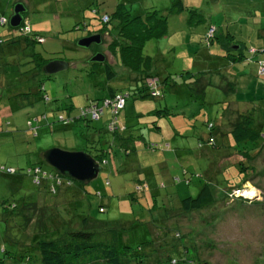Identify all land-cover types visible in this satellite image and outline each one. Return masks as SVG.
I'll return each mask as SVG.
<instances>
[{"label":"rangeland","instance_id":"obj_1","mask_svg":"<svg viewBox=\"0 0 264 264\" xmlns=\"http://www.w3.org/2000/svg\"><path fill=\"white\" fill-rule=\"evenodd\" d=\"M4 1L7 5L4 9L7 20L12 14L13 2L15 4L16 1L21 0H10V3ZM120 1L127 4V10L132 16L152 11L153 8H157L158 2L162 5L160 1L166 3L164 6L170 2V0L21 1L27 5H24L26 11L23 13V21H28L33 27H40L37 30L45 39L43 43L34 44V50L48 61L66 60L69 66L50 75L43 72L36 77L25 78L21 73L32 66L31 62H26L29 57L17 54L0 56V89L5 91V98L2 100L6 105L8 104L7 110H12V113L3 117L5 118L3 120L6 123L12 122L10 126H13L9 131L10 142L3 144L0 137V166L6 169L14 168L20 173L19 178L0 173V256L4 250V253L10 256L8 264H19L15 254L22 252L23 248L33 244L40 237L50 238L66 230L80 227L99 229L114 226L119 229V245H128L134 249L138 248V245L142 246L138 251L139 261H131L129 264H188L186 262L188 259L193 260L192 264H264V90H262L264 77L262 76L261 78L253 76L256 82L261 79V90L251 87L243 91L244 84L241 82L237 89L238 96L233 99L244 106H240L238 110L236 105H231L230 113L227 118L225 117L224 126L221 127L222 132L230 134L237 122L251 121L249 126L252 129L262 131L260 138L252 145L254 149L246 145L233 151V148L228 146L229 148L226 150L223 148L221 152L219 148L200 150L197 146L202 136L209 134L206 123L212 121L217 124L218 115L225 109L228 96L219 87L209 85L206 87L204 99L192 101L193 108L197 110L194 126L188 127L187 120L179 116L177 108L181 106L175 108H171L169 104L159 106L157 102L161 99L159 97H150L147 101L135 100L136 104L132 103V106L127 107V111L131 113L145 112L140 113L144 116H141L142 123L139 129L145 138V144L142 143L148 152L144 156L140 155V161L146 165L141 174L138 173L137 164L130 163L127 153L124 154L115 148L114 144L108 146L112 141L109 137L102 139L109 147L104 160L107 163L100 164L95 179L81 184L79 189L72 188L73 192L65 193L63 190L58 194L59 196L44 195L29 177L21 175L29 165L39 160L40 151L48 148L58 147L68 151H79L87 146L102 145L98 144V140L93 141L91 135L87 136L86 142L77 127L63 129L61 125H57L59 124L57 121H54L56 128L37 131L40 122L34 121L32 127L28 125V119H33L35 116L39 118L42 116L41 113L49 110L50 104L40 98L39 93L48 94L53 100L51 103L57 106L56 119L61 113L75 116L82 104L107 96V86L113 88L120 86L123 91L128 92L133 90L131 88L133 85H129L127 79L122 82L121 80L107 82L103 66L88 61L90 56L98 51L105 55L106 62L116 72L115 74L120 75L125 71L110 47L113 39L111 36L103 33L101 42L92 43L87 49L75 45L77 39L84 36L85 31L82 28L84 23L97 25L100 28L104 26L98 15L93 16L88 13L92 11L90 6H96L101 11L112 14L115 4ZM181 1L193 2V0ZM207 1L209 0H202L200 9L195 11L203 15L206 21L211 16L208 14L211 6ZM195 2L199 4V0ZM149 6L152 8H148ZM82 9H86L87 13ZM221 11L228 12L229 18H234L227 22L229 29L233 33L237 32L238 38L246 47L251 44L259 45L260 39L255 37L257 32L264 28V3L261 0H228V5H224ZM247 14L251 15L247 16ZM253 14H256L255 18ZM211 18L215 22V16ZM115 24L110 21L105 27L116 33ZM202 25L196 26L198 27L196 41H200L199 30ZM8 26L5 24L0 27V31L8 29ZM77 26L80 29H77ZM176 36L177 33L169 29L165 36L151 38L144 43L142 51L152 58L150 63L160 62L153 60L157 57V48L164 57L163 62L160 63L167 64L169 72L178 73L192 65L203 69L204 66L209 64L213 66L216 63L192 53L194 46L189 41L191 34L187 38L178 36L175 40ZM199 43L196 45L197 48L199 47L198 50L201 49ZM1 47L3 49V46ZM242 51L246 53L244 47ZM243 65L246 66L245 70H248L249 63ZM119 77L124 78V75ZM35 87H42L43 91L37 92V102L34 106H31L33 101L27 106H19V104L23 105V102L25 104L27 99H8V94L15 90L30 91ZM31 96L33 94L29 97ZM164 96L167 100L171 99L167 93ZM127 100L132 101V97L129 96ZM258 101V106L254 105ZM250 103L251 105H246ZM151 104V108L162 110L157 114V118L147 114ZM8 111L4 110L5 113ZM153 120L162 123L160 134L153 127L157 123ZM171 125L178 128L179 132L174 131L172 139ZM35 132L37 135L33 136ZM211 133L215 144L221 145L223 136L217 135L218 132L215 130ZM102 136L105 137L104 134ZM162 138L164 139L161 141ZM166 143L170 145L166 147ZM149 145H159V147L153 150ZM184 148L188 150L184 151ZM165 149L167 151H164ZM204 151L211 157H202L198 154ZM194 153L197 154L196 157ZM237 158L245 167L243 172L236 166ZM140 176L144 177L149 186L146 198L144 193H137L134 190L136 180ZM242 176L245 178L243 179ZM187 178L190 179L189 183L186 182ZM106 181L109 185L105 184ZM205 182L208 185V192L212 194V203L197 210L182 211L179 208V199L196 196L200 186ZM44 190L41 188V192ZM97 192L100 193L99 196ZM24 200H37L34 204L36 207L43 206V216L39 217L38 208H27V204L22 207L21 203ZM99 206H103L104 210L99 211ZM174 209L175 211L172 212Z\"/></svg>","mask_w":264,"mask_h":264},{"label":"trees","instance_id":"obj_2","mask_svg":"<svg viewBox=\"0 0 264 264\" xmlns=\"http://www.w3.org/2000/svg\"><path fill=\"white\" fill-rule=\"evenodd\" d=\"M170 2L171 6L168 9V13L152 10L146 11L143 15L140 14L135 16H132L130 11L127 10V4L121 1L117 3L114 10L112 11V14L106 13L104 11L99 12L97 11L96 6L89 7L92 11H88V13L93 16L98 15L100 22H102L104 26L100 28L99 26L97 27V25L92 26L91 24H85L83 21L84 26L82 28L85 31L83 32L84 36L94 33H100L101 35L103 33H107L108 35H110L111 38H113L111 39L110 47L112 50H114V53L116 54L115 58L119 59L120 65L124 68L125 72L120 75L115 74V71L112 70L111 66L106 62V60L103 63H91L100 64L103 66V71L107 82H109L110 80H121L122 82L127 79L130 84H133L134 88L131 92H128L123 90L116 91V88L107 86L108 95L106 97L89 101L83 106H86L93 101L101 102L105 99L111 100L115 96L120 94H127L125 103L129 96L135 98H155L161 96V92L164 90L165 86L171 84V82L169 83L168 79L163 80V78L159 77L158 74L151 72L149 68L151 58L150 56L148 57L147 55H145L142 51L144 43L151 38H160L166 35L168 14H180L182 12H186L189 16H191L192 14L196 13L195 8L193 9L185 6L181 0H170ZM86 9H82V11H85V13H87L86 11L89 9ZM191 12L193 13L191 14ZM110 21L116 23L114 25V30L116 31V33H113L110 29L108 30L105 27V25ZM23 22H21V24ZM5 24L6 22L3 25L0 23V26H4ZM28 25L30 27V31L28 33L19 32V26L13 29L16 35H12L7 38H0V56H14L17 54L19 56L29 57L30 59L26 62H31L32 66L26 72H23L21 74L22 77L33 78L36 77L37 74L44 72L43 66L48 62V60L44 59L39 52L34 50V44L43 43L45 41L44 37L40 34L39 31H35L34 29H32L30 23H28ZM89 26H92V28H89ZM86 27L88 29H86ZM210 27H213L214 31L212 33V36L207 38L206 33ZM77 29L80 28L77 26ZM215 31V26H209L205 31L202 38V43L205 45V47H209V45L212 43V40L215 36ZM40 38L42 39V41L38 40ZM230 38H232V36H229L227 39L225 38L226 40L222 45V48L225 52L224 58L228 57L229 63L227 64H233L236 62L250 63L252 61H255L257 64L256 75L258 77H263L264 72L262 74L259 73V63H264V60L258 58L254 60L253 58L255 57V55H258L260 51H263L264 48H261L260 50L250 46L245 48L246 53H244V51H240L242 50V44L240 43L241 47L238 48L239 50L228 51ZM1 46H3V49H1ZM208 73L209 71H199L196 73L183 72L182 74L179 73L182 78L181 84L183 83L189 88L192 101H201L202 99H204L206 87L212 85L210 79L208 78ZM122 75H124V78L119 77ZM170 75L171 74H169V76ZM151 82L152 84L149 85V83ZM153 86L159 90V95L152 96L150 94V90ZM117 88H120V86H117ZM219 88L223 92L229 93L230 91L235 89V86L234 83L225 80L222 86L220 85ZM42 89V87L36 88V92L34 95H38L37 92L39 93L40 91H43ZM32 91H24L22 89L15 90V92H11L8 94V99L13 100L14 98V100H20L21 98L28 100L30 94H33ZM1 95L5 98V91ZM39 96L45 102L48 100V97L43 94L39 93ZM125 103L123 107L118 110L117 117L120 111L124 108ZM255 104H257L256 106H258L259 101ZM27 105V102L25 104L23 102V105L19 104V106ZM81 107L78 108V114H76L75 116L69 113H66V115L61 113L59 117L57 116V118L54 119V121H57L58 123L64 125L63 127L65 128L71 127L77 122H82L85 124L84 127H89V123L100 119L105 111V109H103L102 114L97 119H91L88 115L83 116L79 114V109ZM160 111L162 110H158L157 113H159ZM108 116L110 119V111ZM246 118L252 120L249 116H246ZM108 120L105 125V131L109 133L112 138V141L108 144V146L114 144L115 141H118V138L121 141V144H123L124 138H120L121 127H114L113 129H110L108 127ZM238 120L240 119L238 118ZM34 121L39 123V118H30L28 120V125L33 127ZM249 123H251V121L246 120L237 122V125L232 128V131L229 132L230 134L226 133L223 135L222 144L217 146L214 141V136L211 132L214 130L215 132H218L219 128L217 126H214V122L209 121L206 123L209 134L205 138H202L198 145L202 147L205 146L211 149L219 148L221 152H223V148H225L224 150H226V148L230 147L233 148V151H237L239 147L243 148L246 145L252 146L255 144L256 140L260 138V134L262 131L260 130L258 132L252 129L249 126ZM36 135V132L33 133V136ZM83 137L87 142L88 137L86 135H84ZM226 142L228 144H226ZM149 146L153 150L158 149L157 147H159V145ZM253 147L254 146H252L251 149H254ZM108 148L109 147H103L102 145L100 147L91 145L85 147L82 150L90 153L99 162V164H102L106 158L107 153L109 152ZM122 150V152H125L124 154H126L129 149L122 148ZM130 150L133 151V147ZM235 160L236 166H238V169L243 172L245 167L242 163H240L238 158ZM0 173H5L6 175L12 176V178H19L20 175V173H17L16 169L14 168L9 167L6 169L1 166ZM21 175H26L27 177H29L31 182L35 186H38L40 188V193H43L44 195L50 194L51 196H56L63 190L65 191V193H70V191H74V189L72 188H75L76 190V187L80 188V185L83 184L82 182H78L70 178L66 174H61L60 172L49 166L47 163H45L43 158L40 156L39 160L29 165L27 167V170H24V174ZM242 178L244 179L245 177L242 176ZM189 180L190 179L187 178L186 182L189 183ZM105 184L109 185L107 181ZM143 186H146V188H143ZM207 187V182H205L200 186L199 192L196 196H187L179 199V208H181V210L184 212H188L203 208L211 204L213 200L212 194L208 192ZM41 188L45 190L41 192ZM134 190L137 193H144L149 190V186L146 182L136 183ZM97 195L99 196L100 193L97 192ZM36 201L37 200H24L22 201L21 206L24 207V204H27V208H38L37 213L39 217H42L44 213L43 206L36 207ZM175 204L177 205V203ZM175 209L172 210V212L175 211ZM103 210L104 207L99 206V211ZM5 230H7V227L5 228ZM118 234L119 229L114 226L99 229L80 227L76 229L66 230L54 237H40L35 242H33V244L23 248L21 250L22 252L15 254L16 261H18L19 264H129L131 261L138 262V251L142 246L138 245V248L134 249L128 245H119ZM9 257L10 256L7 255V253H4L3 250L2 256H0V264H8ZM186 262H188V264H192L193 260L188 259V261Z\"/></svg>","mask_w":264,"mask_h":264},{"label":"crops","instance_id":"obj_3","mask_svg":"<svg viewBox=\"0 0 264 264\" xmlns=\"http://www.w3.org/2000/svg\"><path fill=\"white\" fill-rule=\"evenodd\" d=\"M6 1H7V3L9 1V3H10V0H6ZM21 1H16V2H21ZM201 2H202V0H199V4H196L195 0H193V2L187 1V2H183V3L187 7H190V8L196 7L195 9H200L199 7H200ZM261 2L264 3V0H261ZM160 3L162 5H160L158 2V5L156 6L157 8H153V10L160 11L162 9V11H160V12L168 13V9L171 6V2H169V4L167 6H164L166 4L164 1H160ZM207 3L211 6V8L208 9L209 10L208 14H210L211 16L207 19V21L205 20V17L199 13L192 14L193 16L187 15L188 13H186V12H182L180 14H168L167 15V31L169 29H172L174 33H177L175 40L178 39V36H183V37L185 36L187 38L191 34L189 41H191L192 46H194L192 53L198 55V57H201L204 60L215 61L216 63L213 64V66H210V64L207 66H204L203 69H199L196 66L192 65V66H188V68L186 67L185 70H180L179 72L177 71L178 73L169 72V71H167V66H166L167 64L160 63V62H163L164 57H163L161 51L159 50V48H157V51H158L157 57H154L153 60L160 61V62L150 63L149 68H150L151 72L158 74L159 77L163 78V80L168 79V82L169 83L171 82V84L166 85L164 90L161 92V96L159 97L161 99H159L157 101L159 103V106L167 105V104H169L168 106H170L171 108L181 106L180 108H177V110L179 111L178 114H179V116H181V118L187 120L186 125H188V127L194 126V123L196 122L195 119H196L197 110L195 108H193L189 88L187 86H185L183 83L181 84L182 78L179 75V73L182 74L183 72L196 73L199 71H209L208 78L210 79L212 85L220 87V85L222 86V84L224 83L225 80L229 81L231 83H234L235 89L230 91L229 93H226V95H228V96H227V100L225 101V103H226L225 109L223 110V112L220 115H218L219 118L217 119V121L219 122V124H218V122L216 124L217 127L219 128L217 135L223 136L224 134H226V132H222L221 127L224 126L225 117L227 118L228 114L230 113L229 110L231 109V105H236V108L238 110H239L240 106H244L241 103H239V101H237V100L234 101L235 96H238V93H239V90H237L238 86L242 82L244 84L243 91L247 90L248 88H251V87L256 89V90H258V89L261 90L262 84L260 85L261 79L258 80V82H256V80L253 79V76H255L257 74L256 73L257 64L255 61L250 62L248 65L249 66L248 70H245L246 66H244L243 64H245L246 62H240V63L236 62L233 64H227V63H229L228 57L224 58L225 52H224V49L222 48V45L229 36H232V38H230V40H229L230 43H229L228 51L229 50L230 51L239 50L238 48L241 47L240 43L242 44V48L243 47L246 48L244 42H242L238 38L237 32L233 33L229 29L230 27H229L227 22H229L230 20H232L234 18L233 17L229 18L228 12L222 13V11H221V9L224 5H228V0H220V1L219 0H209V1H207ZM248 3H250V2H248ZM25 4L26 3H24V5ZM13 5H14V2H13ZM116 5L117 4H115V6ZM25 6H27V5H25ZM115 6H114V8H115ZM5 7H7V5L5 4V1L0 0V18L1 17L5 18V16H4ZM160 7H163V8H160ZM219 7L221 8L220 10H219ZM148 8H152V7L149 6ZM97 11L103 12L98 7H97ZM194 15L197 17H194ZM233 15H235V14H233ZM250 15L251 14H247V16H250ZM254 15H256V14L252 15L255 18ZM213 16H215V22L217 21L216 23L212 21L211 17H213ZM260 23H261V21H260ZM6 24H8V23H6ZM198 24H203L201 30H199L200 31V34H199L200 41H196V39H197L196 33L198 30V27L196 28V26ZM209 26H215L216 31H215V36L212 40V43L209 45V47H205L204 44L202 43V38H203L205 31L207 30V28ZM0 27H2V26H0ZM31 27H32V29L35 28L36 29V30L34 29L35 31H39L37 29L40 28L37 26L33 27L32 24H31ZM14 33L15 32L13 31V28H10L8 26V29H6V30L4 29V30L0 31V38L10 37ZM14 35H16V34H14ZM256 35L257 36L255 37V39H260L259 45L255 46V45L251 44L250 46L261 50V48H264V28L261 29L259 32H257ZM198 43L201 45L200 50H198L199 47L197 48V46H196V45H198ZM233 46H237V47L233 48ZM250 46H248V47H250ZM240 51H242V50H240ZM160 58L162 60H159ZM257 58L264 60V50L260 51L258 55H255V57L253 59L255 60ZM151 61H152V58H151L150 62ZM220 62H223V64H220ZM156 64H158V65H156ZM195 67H196V69H195ZM169 74H171V75L169 76ZM258 78H261V77H258ZM240 79H241V81H240ZM129 85H133V84L129 83ZM1 86H3V84ZM131 88H134V86H131ZM35 89H36V87L33 88V91L31 90L33 93V96L29 97L28 100L25 101L28 104L29 103L32 104L31 101H33V104L31 106H34L37 102V97H36V95H34L36 92ZM119 90H122V89L116 88V91H119ZM262 90H264L263 87H262ZM165 93H167L171 96L170 100H167L165 98V96H164ZM1 94H3V91L0 89V137L2 138L1 141H3V144H4V143H8L11 141L9 131H10V129H13V126H10L12 124V122L6 123L5 120H3V119H5L3 117L7 116L9 113H12V110H9V111L7 110L8 104L6 105V102L2 100L4 98V96H2ZM45 96L48 97V100L46 102L48 103V105L50 104L48 106L49 110L41 113V115L44 114L45 116L43 115V116L39 117L40 123H39V126L37 127V131L38 130L39 131L45 130L46 128H50V129L53 128L54 129V128H56L57 125H61V127L63 129H71L73 127H77L80 131V134L82 133L81 134L82 136L91 135L93 137V141L98 140V144L99 143L102 144L103 147L107 146L106 143H104L102 141V139H108L109 137L111 138V135L105 131V125L107 123V120L109 119V116H108L109 110L108 109H105L104 114L100 119L93 121V122H90L89 127L88 126L84 127L85 126L84 123L77 122L74 125H72L71 127L65 128V127H63L64 125H62L60 123L57 125H54L55 112L57 111V109H56L57 106L55 104L51 103L53 100L49 98L48 94H45ZM233 97H234V99H233ZM147 99H149V98L148 97H141V98L132 97V101H128L129 99L126 100L124 108L119 113V114H121V113L122 114L120 117L118 114L117 122H116L117 123L116 127H121L120 138L121 137L124 138V143L121 144V141L118 138L117 139L118 141L114 142V147L119 149L121 152L123 151L122 148L129 149L127 151V156H128L127 158H128V160H130V163H133V164L136 163L137 164V168L139 169V171H138L139 174H141V172H143L144 168L146 167V165L142 164L143 162L140 161L141 156H144L148 152V151H146L147 149L144 145L145 144V138L143 136V133L139 129V127L142 123L141 122L142 120H140L141 116H144L140 113H145V112L141 111V112H132L131 113L130 111H127V107L132 106V103L136 104L137 102H135V100L147 101ZM253 100H255V99H253ZM89 101H87V102H89ZM86 103H84V104H86ZM84 104H82V106ZM155 105L158 107V104L155 103ZM246 105H251V103L246 104ZM254 105H257V104H254ZM151 107H152V104L150 105L149 110H147L148 116L152 115V116H155L157 118V114H158L157 111L161 110V108L156 109V107L155 108H151ZM165 108H166V106H165ZM165 108L163 107V109H165ZM4 110H6L8 112L5 113ZM167 111L170 112L169 110H167ZM35 117L38 118V116H35ZM127 118H129V119H127ZM154 122L156 123L157 120ZM157 123H159V122H157ZM156 124H154L153 127L156 128L157 132L160 134L161 133V126H163V125H162V123H159L158 125H156ZM82 125L85 129L82 127ZM216 125L214 123L215 127H216ZM41 128H44V129H41ZM177 129L178 128L173 127L171 125V130L173 132V136L171 137V139L174 138L175 132L179 133L177 131ZM102 134H104L105 137L102 136L103 137L102 138L101 137ZM6 136H9V137H6ZM97 136H99L101 138L97 139L96 138ZM206 136H207V134L205 136H202V138H205ZM163 139L164 138H162L161 141ZM198 143H197V146L200 148V150H201V148H208L205 146H203V147L199 146ZM165 145L167 147L170 144L167 145V143H166ZM120 147H122V148H120ZM132 147L134 149L133 151L130 150ZM183 150L186 151L188 149L184 148ZM164 151H167V149H165ZM40 153H41V151H40ZM198 154H201L202 157L207 156L206 151L201 152V153L199 152ZM38 156H40V154ZM194 156L196 157L197 154L194 153ZM40 157H42V156H40ZM207 157H211V155H209ZM103 163L106 164L107 161H104ZM127 166L129 167V165H127ZM140 182H146L143 176H140L136 180V183H140ZM77 188L79 189V187H76V189ZM144 194H145L144 197L146 198L147 197L146 192H144Z\"/></svg>","mask_w":264,"mask_h":264},{"label":"water","instance_id":"obj_4","mask_svg":"<svg viewBox=\"0 0 264 264\" xmlns=\"http://www.w3.org/2000/svg\"><path fill=\"white\" fill-rule=\"evenodd\" d=\"M26 11L22 2H16L12 7V14L8 18V25L11 28H17L23 21V13ZM101 42V34L94 33L77 39L76 45L81 48H89L92 43L99 44ZM237 46H233L236 48ZM89 62L103 63L105 55L96 52L90 56ZM69 66V62L63 59H54L48 61L43 66L44 73L50 75L58 71L64 70ZM41 156L45 163L60 172L66 174L70 178L87 183L95 179L99 173V162L88 152L84 150L68 151L58 147H51L41 152Z\"/></svg>","mask_w":264,"mask_h":264},{"label":"built area","instance_id":"obj_5","mask_svg":"<svg viewBox=\"0 0 264 264\" xmlns=\"http://www.w3.org/2000/svg\"><path fill=\"white\" fill-rule=\"evenodd\" d=\"M6 22L5 18L1 17L0 18V23L4 24ZM28 21H24L21 26L18 28V31L21 33H28L30 31V27L28 25ZM214 31L213 27H210L206 33L207 38L212 36V33ZM40 41H42V39H38ZM264 72V63H259V73L262 74ZM151 83H149V85H151ZM150 94L152 96H157L159 95V90L156 89L154 86L151 88L150 90ZM127 94H120L115 96L113 99L111 100H102L101 102L98 101H93L91 103H89L86 106H83L79 109V114L80 115H88L91 119H97L103 112V109H109L110 111V119L108 120V127L110 129H113L114 127H116L117 125V113L118 110L120 108L123 107L124 103H125V98H126ZM30 124V122H29ZM141 188V187H140ZM143 188H146V186H143Z\"/></svg>","mask_w":264,"mask_h":264},{"label":"bare ground","instance_id":"obj_6","mask_svg":"<svg viewBox=\"0 0 264 264\" xmlns=\"http://www.w3.org/2000/svg\"><path fill=\"white\" fill-rule=\"evenodd\" d=\"M5 20H6V19H5ZM7 21H8V20H6V23H8ZM19 26H20V25H19ZM19 26H18V27H19ZM13 29H15V28H13Z\"/></svg>","mask_w":264,"mask_h":264},{"label":"flooded vegetation","instance_id":"obj_7","mask_svg":"<svg viewBox=\"0 0 264 264\" xmlns=\"http://www.w3.org/2000/svg\"><path fill=\"white\" fill-rule=\"evenodd\" d=\"M96 52H98V51H95L94 53H96Z\"/></svg>","mask_w":264,"mask_h":264}]
</instances>
